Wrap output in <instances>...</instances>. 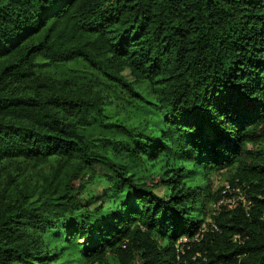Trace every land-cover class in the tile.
<instances>
[{
	"label": "trees",
	"instance_id": "16d2710c",
	"mask_svg": "<svg viewBox=\"0 0 264 264\" xmlns=\"http://www.w3.org/2000/svg\"><path fill=\"white\" fill-rule=\"evenodd\" d=\"M262 101L264 0H0V264H264Z\"/></svg>",
	"mask_w": 264,
	"mask_h": 264
},
{
	"label": "built area",
	"instance_id": "2783aa9c",
	"mask_svg": "<svg viewBox=\"0 0 264 264\" xmlns=\"http://www.w3.org/2000/svg\"><path fill=\"white\" fill-rule=\"evenodd\" d=\"M222 195L215 201L211 203V208H212V214H217V212L220 210L221 207H225L226 209H232L236 207L238 204H242L244 206H247L249 204V201L245 199L244 194L242 191L238 188H231L229 185H225L224 189L222 190ZM209 226L213 229H216L215 224L210 221ZM207 227L206 223H202L199 231L205 230ZM198 235H195V237L191 240H197ZM190 239L186 237V235L180 236L176 243H175V252H176V257L178 261L176 264H179V258L182 254H184V249L188 248V242ZM194 259V257H192ZM184 264H194L191 261H184Z\"/></svg>",
	"mask_w": 264,
	"mask_h": 264
},
{
	"label": "rangeland",
	"instance_id": "374dc122",
	"mask_svg": "<svg viewBox=\"0 0 264 264\" xmlns=\"http://www.w3.org/2000/svg\"><path fill=\"white\" fill-rule=\"evenodd\" d=\"M124 74L130 79L127 70L124 71ZM140 88L144 94L150 97L145 84H141ZM210 177L212 190H215L219 185H222L226 181V177L223 172L211 173ZM106 188L107 185H105L101 180L87 183L85 191L81 196L82 204L90 208L99 206L100 204H107L110 195H104ZM155 191L160 195H164L163 187H157Z\"/></svg>",
	"mask_w": 264,
	"mask_h": 264
},
{
	"label": "snow or ice",
	"instance_id": "6c2138e0",
	"mask_svg": "<svg viewBox=\"0 0 264 264\" xmlns=\"http://www.w3.org/2000/svg\"><path fill=\"white\" fill-rule=\"evenodd\" d=\"M252 89L248 88L247 92L244 91L243 88L238 89L236 93L234 94V98L230 101L225 102L224 99H217L214 103L215 108L223 111L225 110L230 104H252L254 101H251L248 99V92H251ZM264 103V101H262ZM200 119L198 114H191L190 115V121L193 124H196L198 120Z\"/></svg>",
	"mask_w": 264,
	"mask_h": 264
}]
</instances>
